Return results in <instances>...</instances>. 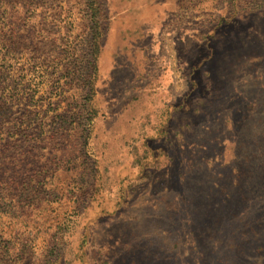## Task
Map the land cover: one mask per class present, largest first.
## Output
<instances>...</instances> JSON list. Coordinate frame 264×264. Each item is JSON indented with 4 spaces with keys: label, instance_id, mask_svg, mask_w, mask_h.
Segmentation results:
<instances>
[{
    "label": "rangeland",
    "instance_id": "obj_1",
    "mask_svg": "<svg viewBox=\"0 0 264 264\" xmlns=\"http://www.w3.org/2000/svg\"><path fill=\"white\" fill-rule=\"evenodd\" d=\"M46 1L0 264H264V0Z\"/></svg>",
    "mask_w": 264,
    "mask_h": 264
},
{
    "label": "trees",
    "instance_id": "obj_2",
    "mask_svg": "<svg viewBox=\"0 0 264 264\" xmlns=\"http://www.w3.org/2000/svg\"><path fill=\"white\" fill-rule=\"evenodd\" d=\"M41 7L43 12L38 14ZM47 7L46 0H7L0 5V208L8 203L28 208L34 199V195L23 198L21 194L24 189L29 191L33 179L31 169L37 154L28 144L40 112L25 108L17 116L18 108L13 106L23 98L30 99L35 80L32 74L40 75L38 78L49 75L48 71L43 72L44 66L47 67L44 59L51 52L47 46L60 45L64 40L60 39V32L54 33L64 20L59 14H50ZM8 174L11 177L5 178ZM5 190L7 195L3 193ZM16 239L28 241L21 234ZM0 244L4 245L0 253L11 246L5 245L4 236H0Z\"/></svg>",
    "mask_w": 264,
    "mask_h": 264
}]
</instances>
